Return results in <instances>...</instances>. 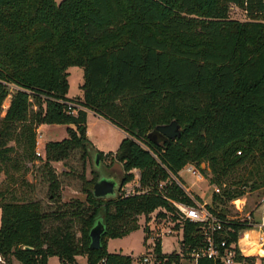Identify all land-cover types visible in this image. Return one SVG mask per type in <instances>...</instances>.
Masks as SVG:
<instances>
[{"label": "trees", "instance_id": "obj_1", "mask_svg": "<svg viewBox=\"0 0 264 264\" xmlns=\"http://www.w3.org/2000/svg\"><path fill=\"white\" fill-rule=\"evenodd\" d=\"M233 7L247 19H232ZM72 67L84 71L82 100L67 97ZM69 103L79 107L76 116ZM89 112L125 134L115 154L124 169L122 188L137 170L142 190L150 191L96 199L98 175L92 171L91 180L80 177L85 199L73 198L50 213L25 195L31 186L22 167L38 160L42 125L68 126V138L46 144V168L75 150L89 158ZM173 121L182 127L179 138L163 145L148 138ZM100 154L103 161L109 157ZM188 165L203 176L202 166L209 170L210 185L220 193L214 191L206 207L222 219L248 188L264 190V0H0V179L7 182L0 184V254L10 264H49L51 257L62 264H78V257L88 264H134L131 256L109 253L108 239L138 231L139 216L177 211L172 202L203 204L180 177ZM48 170L49 198L59 202L61 181ZM164 182L169 184L160 188ZM98 219L106 232L102 248L91 250L89 234ZM53 221L57 226L47 230ZM76 221L80 238L72 232ZM230 226L229 243L248 229L241 222ZM182 230L184 251L203 241L200 224L186 220ZM155 253L165 264H192L177 253L164 255L161 239ZM256 260L238 256L236 263Z\"/></svg>", "mask_w": 264, "mask_h": 264}, {"label": "rangeland", "instance_id": "obj_2", "mask_svg": "<svg viewBox=\"0 0 264 264\" xmlns=\"http://www.w3.org/2000/svg\"><path fill=\"white\" fill-rule=\"evenodd\" d=\"M63 0H58L60 3ZM230 17L234 20L245 21L247 18L244 12L236 7L231 9ZM69 73V99L78 98L82 100L83 92L81 87L84 84V71L79 67H72L68 70ZM11 97L7 99L4 104L5 111L8 109L10 104ZM38 111L37 107H33L32 114ZM5 113L1 117H4ZM89 121L87 124L88 129V139L91 144L96 147L99 152L108 154L109 157L105 158L101 167L96 169L92 163L91 155L86 158L83 157V150H75L71 153L70 157L63 162L52 163L48 168H52L53 172L59 177L61 181V198L59 202H51L49 198L50 189H49V175L48 168L45 167V152L40 150L41 156L37 158L38 160L34 163L27 162L23 165L22 168H27L28 173L25 180L31 187H25V195L28 198H33L37 201H40L45 210L48 212H55L57 207L61 204L67 203L70 204L72 201L70 197L79 198L81 200L85 199V194L82 192L83 182L81 176L84 175L86 180H91L93 178V172H97L98 176L112 177L116 179H121L124 175L123 165L115 160V154L118 151L123 139L125 138L123 132L117 127L108 123L107 121L100 120L92 112H89ZM41 135H38L37 132V141L40 139L41 142H60L68 138L67 127L60 125L58 127H46ZM39 138V139H38ZM11 146L14 143L10 144ZM14 157V155H13ZM52 166V167H51ZM85 168V169H84ZM203 170H206L207 175L204 174L202 181L198 182L195 176H192L185 169L180 173V177L184 182V186L190 192H193L195 195L199 196L203 204L211 205L212 204V195L214 192V186L210 185L209 178L211 176L209 170L205 165L202 166ZM201 172L200 169H198ZM52 172V173H53ZM85 172V173H84ZM136 171L133 173L135 179L133 182L128 184L130 188H136ZM16 178L20 179L21 174H17ZM203 175V174H202ZM2 178V176H1ZM67 181L70 185H73L74 191L77 193L64 194L65 185ZM72 181V182H70ZM229 185V184H228ZM4 186V185H3ZM233 186H230L229 189H233ZM19 188H15L14 191L18 192ZM118 192V191H117ZM17 195V194H16ZM65 196V202L63 197ZM8 197V196H7ZM73 199V198H72ZM246 202V208L244 213L237 214L234 210L233 205H229L228 209L230 211L229 217H236L238 219H244L245 215L248 212L253 211L255 208H259V204L264 199V190L250 191L249 188L246 190V194L243 197ZM68 209V208H67ZM62 210H65L63 208ZM162 213L164 216H160ZM178 218L175 212H164V210L159 209L152 213L149 216H139L138 224L140 226L139 230L132 233L130 236L123 239H108L107 249L109 253L116 254L121 253L123 255L131 256L134 259V264H139V260L146 254L147 251L152 249L155 241L158 239L162 240V252L166 254L178 253L181 248V241L183 240V232L176 229V225L180 224L174 220ZM259 214H254L253 219L258 220ZM57 222L53 221L46 225V229L57 226ZM0 226H1V210H0ZM80 224L76 221L72 232L76 234L77 238H80ZM169 229H175L171 234H166V231ZM146 230H149V236L146 237ZM165 233V235H164ZM80 264H88L87 260L80 258ZM49 264H62L57 257H51L49 259ZM256 264H264L261 260H256Z\"/></svg>", "mask_w": 264, "mask_h": 264}, {"label": "built area", "instance_id": "obj_3", "mask_svg": "<svg viewBox=\"0 0 264 264\" xmlns=\"http://www.w3.org/2000/svg\"><path fill=\"white\" fill-rule=\"evenodd\" d=\"M79 107L76 105L69 103L68 111L72 115H77ZM36 147V155L38 157L41 156L40 149ZM188 173L197 178V181L200 182L203 179L202 173L196 168L194 165H188L184 168ZM183 169V170H184ZM140 172L138 171V176L136 177V188H130V186H125L121 189L119 195H123L124 197H129L135 195L138 191L139 194L149 193L150 190H142L140 184ZM169 183L164 182L160 184V188L166 187ZM178 185L186 190L184 186L178 182ZM187 191V190H186ZM214 191L216 193H220V189L218 187H214ZM177 211H175L177 215V222H181V228L179 232L182 231L183 223L186 220H189L193 223L200 224L203 241L199 246H195L192 248H186L184 251L182 247L178 251V255L185 259L189 257L192 261V264H198L199 260L207 259L211 261H219L223 264H237L236 258L245 257V258H256L257 260L263 259L264 254H256L253 256H249L245 252L244 245L241 243L242 238L246 237V233L254 232L253 239H250L249 247H256L260 252H264V199L259 204V208H255L253 211L248 212L244 219H238L236 217H228L226 219H222L218 215L210 212L207 209L206 204H198L195 207H187L182 204L172 202ZM234 210L237 214H242L246 208V202L243 197L232 202ZM166 213V211L164 210ZM254 214H259L258 220H254ZM241 222L247 226L248 229L241 230L238 232L237 241L233 243H229L227 237L230 236L231 233H234L232 229L231 223ZM175 229H169L166 231V234H171ZM165 235V233H164ZM167 261L166 258H162L155 253V243L152 246L150 251H147L146 254L139 260V264H165ZM0 264H10L8 258L2 254H0Z\"/></svg>", "mask_w": 264, "mask_h": 264}, {"label": "water", "instance_id": "obj_4", "mask_svg": "<svg viewBox=\"0 0 264 264\" xmlns=\"http://www.w3.org/2000/svg\"><path fill=\"white\" fill-rule=\"evenodd\" d=\"M181 131L182 127L178 124V122L173 121L169 125L158 126L148 135V138L157 145H163L170 140L179 138L181 136ZM88 153L89 156H92L91 159L95 168L99 169L103 163V158L100 152L93 147L88 149ZM122 178L116 179L112 177L98 176L97 182L92 190L93 196L96 199L104 200L117 198L122 189ZM105 232L106 227L102 219H98L89 234L91 240V250H100L102 248V236ZM24 249L32 250L30 247H25Z\"/></svg>", "mask_w": 264, "mask_h": 264}, {"label": "crops", "instance_id": "obj_5", "mask_svg": "<svg viewBox=\"0 0 264 264\" xmlns=\"http://www.w3.org/2000/svg\"><path fill=\"white\" fill-rule=\"evenodd\" d=\"M57 3H58V0H55ZM68 97V96H67ZM89 114H88V121H89ZM96 117L98 118V119H100V120H104V121H106L105 119H103L102 117H99V116H97L96 115ZM108 122V121H107ZM108 123H110V122H108ZM111 124V123H110ZM58 127V126H60V125H42V126H40L39 128H38V130H37V132H38V135H41L42 133L41 132H43V130L46 128V127ZM63 126H65V125H63ZM67 128H68V126H66ZM124 134V133H123ZM124 136H125V134H124ZM39 139V138H38ZM50 142V141H49ZM49 142H44V144H43V142H41L40 141V139L37 141V143L39 144L38 145V147H39V149L41 150H44V152H45V146H46V144L47 143H49ZM95 149H96V147H94ZM97 150V149H96ZM136 172V177L138 176V171L137 170H135ZM70 182H72V181H70ZM73 183V182H72ZM0 184H3L4 186H6L7 185V182H6V176H4V175H2V178L0 179ZM63 188V187H62ZM61 188V189H62ZM65 189H66V191H64V194H69V193H77V192H75L74 190V187H73V185H70L69 184V182L67 181V184L65 185ZM72 198H74V197H70L69 199H72ZM65 199V196L63 197V200ZM64 202H65V200H64ZM1 210V209H0ZM163 254L164 255H170V254H166V253H164L163 252ZM80 258H82V259H84V260H87V258H85V257H78L77 258V261H78V264H80ZM16 264H18L17 262H16Z\"/></svg>", "mask_w": 264, "mask_h": 264}, {"label": "bare ground", "instance_id": "obj_6", "mask_svg": "<svg viewBox=\"0 0 264 264\" xmlns=\"http://www.w3.org/2000/svg\"><path fill=\"white\" fill-rule=\"evenodd\" d=\"M254 232H248L246 233V237L245 238H242L241 240V243L244 245V247H247L245 248V252L247 255L249 256H253V255H256V254H264V252H260L256 247L254 248H250L248 245H249V240L250 239H253L254 237Z\"/></svg>", "mask_w": 264, "mask_h": 264}]
</instances>
